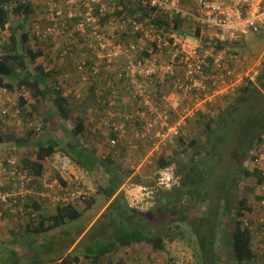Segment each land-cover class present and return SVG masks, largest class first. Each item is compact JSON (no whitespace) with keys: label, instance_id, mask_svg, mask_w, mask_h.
I'll list each match as a JSON object with an SVG mask.
<instances>
[{"label":"built area","instance_id":"built-area-1","mask_svg":"<svg viewBox=\"0 0 264 264\" xmlns=\"http://www.w3.org/2000/svg\"><path fill=\"white\" fill-rule=\"evenodd\" d=\"M41 1L47 18L43 27L37 26V44L57 67H66L56 84L64 96L81 101L84 87L93 94L94 114L85 124L91 136L106 131L107 154L120 147L159 155L181 151L187 121L255 83L264 69V48L257 57L233 48L240 35L264 36V0ZM3 98L12 102L11 113L18 116L17 96L1 87L0 120L10 114ZM251 154L264 175V137ZM55 160L64 177L39 179L42 200L56 207L87 202L94 194L88 172L65 152H57ZM166 173L171 179L164 175L163 183L175 175ZM36 180L16 156L1 157L0 206L10 214H28L23 203L36 194ZM257 195L238 219L250 233L251 264H264V183ZM30 206L31 216L38 217L40 210Z\"/></svg>","mask_w":264,"mask_h":264},{"label":"rangeland","instance_id":"rangeland-1","mask_svg":"<svg viewBox=\"0 0 264 264\" xmlns=\"http://www.w3.org/2000/svg\"><path fill=\"white\" fill-rule=\"evenodd\" d=\"M31 23H33V19H30L26 25L32 27ZM239 40V44L235 49L248 56L257 57L264 48L263 35L249 32L240 35ZM46 58L44 59L45 65L47 62V64L50 63V66L57 67V61L50 60L48 63ZM62 71H64L63 68H58V77H64ZM70 76L73 78L72 84L78 87L79 84L75 80V75L70 74ZM51 79L50 87L53 84ZM255 87L249 92L236 91L230 95L232 99L229 103L218 100L212 104L213 108L218 111L225 110L221 122L215 125L214 134L207 136V133L202 132L201 126L197 127L196 120L202 111L198 113L196 118L187 121L185 126V133L188 134L187 141L190 142L192 137L198 136L201 139L198 147H188L185 150V146L182 145V150L179 152L169 149L168 152L161 155L149 154L146 151L136 152L134 148H130L129 151L125 149L126 154L123 153V157H120L117 152L116 157L119 158L118 162L122 164L121 168L130 174L122 186L129 204L145 213L149 220L143 228L151 234H164L167 238L173 237L177 241L166 240V249L161 252L153 249L151 245L146 247L141 245L128 246L113 257L115 264H206L208 262L204 260L200 251L199 237L208 234L209 225H212V221L216 216L215 211L219 212L221 210L218 204L224 203L225 205L233 198V201L231 200L232 215L219 213L221 216L224 215L221 218L224 222L217 229V233L220 235L221 230L227 228L230 221L234 220L236 213L235 201H237L238 193H240L239 189L248 198L247 202L252 201L258 193L255 178L252 175L246 177L242 173V167H246V164H248L247 159L251 156L250 152H247V147L250 146L251 141L258 136L264 137V69L256 81ZM14 89H17V84ZM16 91V94H20L18 89ZM88 93L89 90L86 87L80 90L82 99L81 101L75 99L77 106L74 107L73 118L69 120L62 118L59 114L53 115L51 113V109L57 107L55 104L56 95L52 93L49 94L50 98L42 105L43 107L38 114L29 117L26 115L22 121L15 120L13 117L7 119L4 124L0 123V134L9 133L14 134L16 137H22L25 136V132L30 133L31 131V137H44L47 133H51L50 136L52 137L60 136L62 138L64 135L68 136V123L74 125V121L78 116L84 117L86 121L89 116L91 117L94 114L93 108H90L93 105V98L89 100ZM36 132L38 133L36 134ZM216 136H220L221 139L217 140ZM92 137H86L89 145L95 144L96 139L94 135ZM16 146L15 141H11L7 145L0 143V158L9 155L22 157L23 154L30 155L33 159L36 158V154H34L36 149L32 145L24 148ZM120 148L124 149L123 147ZM107 152H101V154L105 156ZM161 156L171 159V166L161 169L157 163ZM193 159L195 167L197 168V164L198 166L202 164L205 172L201 177L196 178L197 186L191 187V192H187L186 188H179V186L183 183V179L187 177L186 168L184 167H189L193 163ZM77 167H79L78 164ZM46 168L45 176L47 178H62L64 175L55 158L52 162L46 163ZM166 172H172L175 175H173L171 182L163 183L161 179L167 174ZM88 174V182L96 196V203L92 206L88 202L77 203L76 207L83 212V218L76 221H67L64 225L49 232L38 235L27 232L26 226L30 221V215L28 216L27 213L20 214L19 212L10 214L4 207L0 206V264L5 262L4 259L11 252H17L23 257V260H26L29 256L28 249L31 247V243L36 240L41 241L48 236L58 235L63 239L67 233L70 234L71 231H75L79 232L81 238L85 234L86 237L82 239L83 241L85 238L89 239L87 231L97 218L103 214L110 200L102 194H98L99 187H105L108 184V176L104 168L97 165ZM230 182L232 183L230 190V194H233L232 197L226 196V186ZM36 190V194L28 196V200L32 198L42 203L39 215L45 212L50 215L54 214L57 207L42 200L39 195L42 187L38 184ZM167 199L170 201L168 202ZM23 206H27L25 201ZM29 211H32V209ZM182 213L187 217L184 220H181ZM38 217L33 218L35 224ZM201 218L203 220L200 221ZM176 220H179V223L175 222ZM80 236L76 239L77 241L70 245L65 244L66 239H64L59 242L58 246L56 245V248H64L67 245L71 251H76L75 248H77L76 245L81 239ZM214 248L217 259L214 262L211 261V264H235L230 244L223 242L217 236ZM81 258V264L93 263L85 259L83 254ZM105 261L110 260L106 259Z\"/></svg>","mask_w":264,"mask_h":264},{"label":"trees","instance_id":"trees-1","mask_svg":"<svg viewBox=\"0 0 264 264\" xmlns=\"http://www.w3.org/2000/svg\"><path fill=\"white\" fill-rule=\"evenodd\" d=\"M30 11L31 7L29 5H22L15 0H0V28H2L4 34L0 36V88L6 87L11 96H17V108L20 109L19 115L14 116V113L12 114L11 112L13 110L15 111V106L11 104L12 102L3 98L2 100L5 99V108L10 107V114L3 120H0V123H4L7 119H12L13 117L15 120L22 121L23 117L31 115L32 111L41 107L48 98H50L49 94L52 93L56 95L55 104L57 106L56 109H51L53 115L59 114L62 118L69 120L73 118L74 107L77 106L75 99L71 95L66 97L62 94L61 90L56 88L58 78H52L53 75L56 77L58 72L56 68H63V66L60 65L56 68L52 67L49 71H46L42 66L36 65L34 67V72H31L27 67L28 61L34 64L38 57H43L45 55V49L43 47H38L35 50L28 48L27 41L29 39V34L27 32L21 33L20 30L23 28V25L19 22L17 25L14 23L13 26L5 29L6 24L11 18V20L15 22L18 20V17H21L23 14L28 16ZM238 44L239 42L233 45V48H236ZM51 59L55 61L53 58ZM65 68L66 67L63 69ZM51 73L53 74L51 77L52 79L50 78ZM48 77L53 82L51 87L47 83ZM16 84L21 90L20 94H16L14 90ZM255 84L256 82L248 83L240 88L239 91L249 92V90L256 88ZM92 91V88H90V92ZM87 96L89 100L93 98V94L91 95L88 93ZM230 99H232V96H226L219 100H224L229 103ZM224 111H218L213 108L212 105H208L205 111H202L199 118H197V127L201 126L202 132L207 133V136L214 134L215 125L221 122ZM85 126L84 117L78 116L74 121L73 130H67L68 132H72V141L78 140L75 138L83 134L86 128ZM37 133L38 132H36V134ZM31 136V132L22 137H16L14 134H0V143L14 140L17 147L21 148L29 144L30 139L33 138ZM187 137L188 134L186 138ZM35 138L36 137H34V139ZM40 138L38 142L36 141L37 146L34 152L36 158L33 159L31 156L23 157L20 161L21 166L27 170L31 176L37 179L36 182H38V184L40 183L39 179L44 177L47 172L45 164L47 162H52L57 152L63 151L68 153L78 166L85 171L92 172L97 165L104 168L108 176V184L105 187H99L98 194H102L109 199L110 202L103 214L97 218L87 231L89 239L85 238L83 241L82 239L86 237L85 234L81 238L79 232L75 231H71L70 234L67 233L63 239L58 235L48 236L41 241L36 240L31 243V247L28 249L29 256L26 260H23V257L17 252H12L9 260L7 259L3 264H53L56 261H63L64 264H74L81 261L82 254L85 259L93 262L92 264L106 262L108 264H115L113 257L128 246L141 245L146 247L147 245H151L153 249L161 252L166 249V240L177 241L173 237L167 238L164 234H151L143 228L149 220L145 213L140 212V210L129 204L122 186L130 174L126 173V170L121 168L122 164L118 162L119 158L116 157V152H111L103 156L98 151V148L90 152L80 141L76 142L77 144L71 143L68 145L67 149L66 146L57 140V137L49 136L48 133L46 136ZM261 138V136H258L251 141L250 146L247 147L248 153H252L256 141ZM216 139L219 140L221 138L220 136H216ZM200 142L201 139L198 136L192 137L190 142L181 138V145L185 146V150H187L188 147H198ZM123 153L126 154L125 148L118 152L120 157H123ZM255 158L256 157L252 154L248 157V164H246V167H242V173L246 177L252 175L255 178L257 189L259 190L260 186L264 183V175L263 169L257 164ZM157 163L161 169H164L169 165L171 166L172 160L162 156ZM189 167H184L186 168L187 177L183 179V183L179 186V188H186L187 192H191V187L197 186L196 178L201 177L205 172V168L202 164L199 166L197 164V168L195 167L194 159ZM231 188L232 183L230 182L229 185L226 186V196L228 197L233 196L232 193L230 194ZM197 191L198 189L195 191L196 194ZM239 191L240 193H238L237 201H235L236 213L234 220L230 221L228 227L223 228L220 232L221 234L218 235L217 229L220 228L219 226L224 222L221 220L224 215L221 216L220 214L223 212V214L232 215L233 207L231 206V200L233 198L225 205L219 202L220 204H218V207L221 210L219 212L217 210L215 211L216 216L212 221V225H209L210 230L208 234L199 237L200 251L204 260L208 261L206 264H211V261L214 262L217 259L216 251H214V242H216L217 236L220 237V240H223V242L230 244L235 264H249L254 258V253L251 248L250 233L247 229L242 227L241 221L238 219L243 209L251 207L250 203L247 202L248 198L243 195V191L241 189H239ZM95 198L96 196L93 194L87 201L90 206L96 203ZM167 201L169 202L170 200L167 199ZM31 204L33 205V210H40L42 207L40 203L30 198L27 201V210L31 209ZM85 208L88 209L87 207ZM29 213H31V211H29ZM183 213L181 220L187 218ZM82 216L83 212L80 211L75 204L58 205L54 214L50 215L45 212L39 215L36 224L34 223L35 219L30 218L26 226V231L34 235L43 234L64 225L67 221H76L83 218ZM217 217L220 218L216 219ZM201 220H203V218H201L200 221ZM175 222L179 223V220ZM79 236L81 239L76 245V251H71L67 245L77 241L76 239H78ZM64 239H66L65 244L67 245H65L64 248H56V245L58 246L59 242ZM213 252L214 254H212ZM106 259L110 261H105Z\"/></svg>","mask_w":264,"mask_h":264},{"label":"crops","instance_id":"crops-1","mask_svg":"<svg viewBox=\"0 0 264 264\" xmlns=\"http://www.w3.org/2000/svg\"><path fill=\"white\" fill-rule=\"evenodd\" d=\"M13 6H14V3H13ZM29 6L31 7V11H30V13H29V15L28 16H25L24 14L20 17H18V20L17 21H15L14 22V20H9V22L6 24V27H5V29H7L8 27H10V26H13L14 25V23H16V25H17V23L19 22L20 24H22L23 25V28H21V33H23V32H27L28 34H29V39H28V41H27V46H28V48H30V49H32V50H35L36 48H38L39 47V45L37 44V38H36V29H37V26H39V28L40 27H43L44 26V24L46 23V18H47V16H46V14H47V10H46V7H45V3L43 2V1H41V0H33V2L32 3H30L29 4ZM17 19V18H16ZM25 19V20H24ZM30 19H33V23H31L33 26L32 27H28L26 24L28 23V21L30 20ZM20 31H19V33H20ZM5 38V37H4ZM62 40L64 41V38H62ZM46 55H44L43 57H38V59H37V61L33 64L32 62H30V61H28V64H27V67H28V69L31 71V72H34V67L36 66V65H39V66H42L46 71H49L52 67L53 68H56V67H54V66H50V63H49V61L50 60H52L49 56L46 58L45 57ZM46 58V61H48V63L49 64H47V62H46V65L44 64L45 63V61H44V59ZM52 64V63H51ZM56 69H58V68H56ZM48 74H49V72H48ZM52 73H51V75H50V78L52 77ZM58 75V72H57V74H56V77L53 75V78H58V80L59 79H61L62 77H58L57 76ZM49 76V75H48ZM50 78L48 77V80H47V83L49 84L50 83ZM88 95V94H87ZM43 106H41V107H39L37 110H34V111H32L31 113V115H27L28 117L29 116H34V115H36V114H38L39 113V111H40V109L42 108ZM83 107H84V105H83ZM30 110V109H29ZM23 118H25V117H23ZM4 124V123H3ZM68 128H69V130H73V128H74V125H73V123H72V125L70 124V123H68ZM86 125V124H85ZM86 127V126H85ZM31 132V131H30ZM7 134H9V133H7ZM28 133L27 132H25V136L27 135ZM49 134V136L51 135V133H48ZM104 134H106V131L105 132H98L96 135H94V138L96 139L95 140V144L94 145H89L88 143H87V140H86V137L87 136H91L89 133H88V131H87V128H85V131L83 132V134L82 135H79V136H77L75 139H78V140H75V141H72V132L70 131V132H68V136L66 137L65 135L64 136H62V138L60 137V136H57V140H59V142L60 143H62L64 146H66L67 147V149H68V145H70L71 143H76V142H81L85 147H86V149H88L90 152H92V151H94L93 149H95V148H98V151L101 153V152H103V146H104V142H105V140H106V138H107V136H105ZM92 137V136H91ZM59 138V139H58ZM93 138V137H92ZM39 139H41L39 136L38 137H36L35 139H34V137L32 138V139H30V141H29V144L28 145H26L25 147H27V146H30V145H32L34 148H36V141L38 142L39 141ZM12 141H14V140H12ZM9 143V141H5V142H3L2 144H5V145H7ZM102 143V144H101ZM65 144H67V145H65ZM77 144V143H76ZM17 147V146H16ZM22 148V147H21ZM24 148V147H23ZM90 148H92V149H90ZM30 155H25V154H23L22 155V157H17L20 161H21V159L23 158V157H29ZM75 161V160H74ZM76 163V162H75ZM45 166H46V164H45ZM78 168H81V167H78ZM81 169H83V168H81ZM40 187H41V184L39 183L38 184ZM28 197V196H27ZM80 203H82V202H80ZM26 209H27V206H26ZM12 253V252H11ZM11 256V254L6 258V259H4V261H7V259L9 260V257ZM251 263H253V261H251L249 264H251Z\"/></svg>","mask_w":264,"mask_h":264},{"label":"clouds","instance_id":"clouds-1","mask_svg":"<svg viewBox=\"0 0 264 264\" xmlns=\"http://www.w3.org/2000/svg\"><path fill=\"white\" fill-rule=\"evenodd\" d=\"M29 5V4H28ZM17 89L20 91V93H21V90L17 87ZM68 154V153H67ZM162 158V156L160 157V159ZM76 164V163H75ZM76 167H77V164H76ZM81 169V168H80ZM84 170V169H83ZM88 172V171H87ZM89 173V172H88ZM165 177H166V179H171V176L170 175H167V174H165ZM163 182V181H162ZM76 205V204H75ZM28 211V216L31 214V213H29V210H27ZM39 216V215H38ZM30 218H34V217H32L31 215H30Z\"/></svg>","mask_w":264,"mask_h":264}]
</instances>
